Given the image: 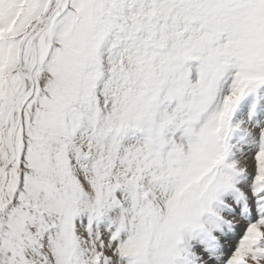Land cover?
<instances>
[{"label": "snow or ice", "instance_id": "6c2138e0", "mask_svg": "<svg viewBox=\"0 0 264 264\" xmlns=\"http://www.w3.org/2000/svg\"><path fill=\"white\" fill-rule=\"evenodd\" d=\"M0 264H264V0H0Z\"/></svg>", "mask_w": 264, "mask_h": 264}]
</instances>
